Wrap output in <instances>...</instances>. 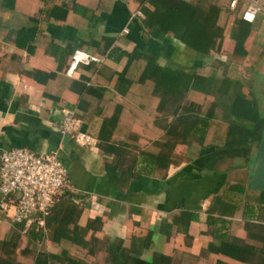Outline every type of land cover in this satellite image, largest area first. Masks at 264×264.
Instances as JSON below:
<instances>
[{
    "label": "crops",
    "instance_id": "obj_1",
    "mask_svg": "<svg viewBox=\"0 0 264 264\" xmlns=\"http://www.w3.org/2000/svg\"><path fill=\"white\" fill-rule=\"evenodd\" d=\"M210 1L221 8L218 22L225 37L220 51L200 54L172 32L144 28L136 0H0V151L57 148L68 169L72 204L80 209L77 224L101 219L91 222L85 238L94 229L99 238L120 237L128 246L137 222L152 236L147 247L132 253L150 264L157 253L166 257L155 264H264V196L248 186L254 146L179 145V161L168 166L165 177L153 172L133 177L140 172V150L150 148L163 129L154 121L159 97L152 80H138L145 60L128 61L130 52L137 48L159 64L201 74L213 64L219 70L227 63L225 55L264 71V0H237L234 6L230 0ZM251 2L259 9L252 21L244 19L250 33L246 54L240 56L232 52L230 32ZM75 48L104 55V60L80 63L68 73ZM188 96L201 103L209 98L195 90ZM62 108H76L78 126L94 136V144L80 145L61 131ZM115 111L116 120L105 122ZM111 144H123L121 157L133 160L127 172L125 166L113 168L115 154L106 150ZM216 195L237 206L223 215L224 222H214L217 213L208 211ZM182 211L197 216L174 218ZM13 227L1 222L0 237L10 236ZM25 230L17 247L22 263L50 264L48 254L63 250L88 264L106 262L104 244L89 252L67 238L55 240L51 226H45L41 240L30 239ZM53 264L61 262L54 259Z\"/></svg>",
    "mask_w": 264,
    "mask_h": 264
},
{
    "label": "trees",
    "instance_id": "obj_2",
    "mask_svg": "<svg viewBox=\"0 0 264 264\" xmlns=\"http://www.w3.org/2000/svg\"><path fill=\"white\" fill-rule=\"evenodd\" d=\"M142 12L141 22L144 28L152 31L159 29L162 32H172L173 36L185 45L200 54L209 51H220L225 37L224 26L219 24L220 7L210 0H136ZM242 17L235 18V26L231 29L230 36L234 39L232 52L236 55L246 54L245 41L249 35V27ZM116 47L112 48V51ZM112 51L110 53H112ZM142 57L145 62L139 81L151 79L152 92L159 97V103L155 114V123L163 129L161 137L152 140L150 148L140 150V172L133 177L136 179L140 173H155L165 177L170 164L177 163L179 145L189 146L198 143L201 147L214 145L217 148H244L254 146L257 148L262 137L264 114L252 92L247 90L244 83L220 72L218 65L213 64L206 74L196 70H180L167 65L159 64L155 56L144 53L135 48L128 54V61ZM123 78L124 74L119 73ZM84 87V84H83ZM86 87V86H85ZM191 90L199 91L210 99L204 103L193 100L188 96ZM89 91V88H87ZM79 104V103H78ZM82 102H80L81 106ZM116 111L104 121H115ZM213 119L219 121L213 123ZM106 150L113 151L115 158L113 168L123 167L127 172L132 168L133 160L125 161L121 155L126 154L123 144H111ZM253 158L249 166L253 163ZM241 187L242 185L235 184ZM264 196V190H260ZM74 194L65 190L56 196L49 215L46 217V225L54 228L55 240L67 238L74 243L86 247L89 252L98 244H104L107 257L104 264H150L132 251H141L151 242L152 230L140 227L134 223L138 232H134L130 244L124 245L120 237L114 239H101L93 232L85 238L87 231L92 227L91 222L98 221L95 217L85 226L77 224V216L80 209L73 206ZM236 205L220 195L214 196V202L208 207L209 213L214 215V222H224L223 215H231ZM248 207V206H247ZM250 210H252L249 207ZM245 215V214H244ZM187 221L197 215L190 211H182L174 218H183ZM73 222V223H72ZM72 223V224H71ZM246 222V226H251ZM23 222H15L10 236L0 237V264H27L18 259L17 247L21 236ZM26 235L32 240H41L43 228L36 223L30 224ZM213 233L216 234L214 227ZM50 264L57 259L61 264H88L79 256L70 255L66 250L61 254H48ZM166 255L157 253L152 264L163 260Z\"/></svg>",
    "mask_w": 264,
    "mask_h": 264
},
{
    "label": "built area",
    "instance_id": "obj_3",
    "mask_svg": "<svg viewBox=\"0 0 264 264\" xmlns=\"http://www.w3.org/2000/svg\"><path fill=\"white\" fill-rule=\"evenodd\" d=\"M237 0H230L234 6ZM259 5L248 3L241 17L252 21ZM142 15L141 10H137ZM104 55L75 48L67 68L68 73L80 63L102 62ZM61 131L69 134L80 145L95 143L90 133L78 126L76 108H62ZM70 187L68 169L58 149L32 150L24 146L4 148L0 151V223L23 222L24 229L36 223L43 229L56 196Z\"/></svg>",
    "mask_w": 264,
    "mask_h": 264
},
{
    "label": "rangeland",
    "instance_id": "obj_4",
    "mask_svg": "<svg viewBox=\"0 0 264 264\" xmlns=\"http://www.w3.org/2000/svg\"><path fill=\"white\" fill-rule=\"evenodd\" d=\"M223 58L227 61V63L221 64L219 66V70L221 72L223 71L224 74L229 77H234L237 79L240 78L239 80L244 83V86L247 88V90L252 92L254 97L257 99L260 106V111L262 114H264V78L261 77V74H263L264 71H262L260 74V70L262 69L248 68L249 65L242 63L239 60H235L234 56L232 55H225ZM192 99L199 102V99L197 98ZM208 99L210 98H207V100Z\"/></svg>",
    "mask_w": 264,
    "mask_h": 264
},
{
    "label": "water",
    "instance_id": "obj_5",
    "mask_svg": "<svg viewBox=\"0 0 264 264\" xmlns=\"http://www.w3.org/2000/svg\"><path fill=\"white\" fill-rule=\"evenodd\" d=\"M253 156L248 186L251 189L264 190V125L262 137Z\"/></svg>",
    "mask_w": 264,
    "mask_h": 264
}]
</instances>
